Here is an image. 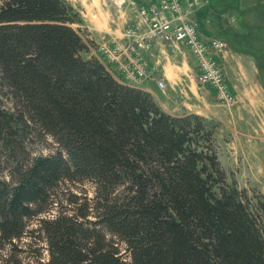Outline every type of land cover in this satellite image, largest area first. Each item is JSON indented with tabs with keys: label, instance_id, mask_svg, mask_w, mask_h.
<instances>
[{
	"label": "trees",
	"instance_id": "1",
	"mask_svg": "<svg viewBox=\"0 0 264 264\" xmlns=\"http://www.w3.org/2000/svg\"><path fill=\"white\" fill-rule=\"evenodd\" d=\"M79 23L0 0V264H264V196L226 181L208 121L83 57Z\"/></svg>",
	"mask_w": 264,
	"mask_h": 264
},
{
	"label": "rangeland",
	"instance_id": "2",
	"mask_svg": "<svg viewBox=\"0 0 264 264\" xmlns=\"http://www.w3.org/2000/svg\"><path fill=\"white\" fill-rule=\"evenodd\" d=\"M66 1L81 15L74 27L88 47L83 57H96L118 81L149 93L168 115L204 117L226 181L264 196V0H170L168 10L162 0ZM152 6L165 19L194 26L225 93L201 81V66L187 46L145 30L140 11ZM135 66L144 72L138 81L127 77ZM30 150L50 152L37 143Z\"/></svg>",
	"mask_w": 264,
	"mask_h": 264
},
{
	"label": "built area",
	"instance_id": "3",
	"mask_svg": "<svg viewBox=\"0 0 264 264\" xmlns=\"http://www.w3.org/2000/svg\"><path fill=\"white\" fill-rule=\"evenodd\" d=\"M162 4L165 6L166 10H168L171 2L170 0H162ZM155 11L156 8L154 6L150 9H143L140 11V22L141 25L145 26V30H149L151 35L159 37L165 43L187 46L201 66V81H203L204 84L211 83L220 93H225V84L222 81L219 67L210 59L206 58L207 52L205 45L201 39H199L194 26L183 19L182 22L174 23L173 18L165 19L156 14ZM151 13H153V15H151ZM142 17L143 21H141ZM212 46L215 50L221 51L223 45L222 43L212 42ZM112 74L116 76L114 73ZM127 77L135 81L143 79L144 72L142 67L135 66L130 73H127ZM130 83L132 84L135 82ZM158 86L163 87L164 83L158 81Z\"/></svg>",
	"mask_w": 264,
	"mask_h": 264
},
{
	"label": "crops",
	"instance_id": "4",
	"mask_svg": "<svg viewBox=\"0 0 264 264\" xmlns=\"http://www.w3.org/2000/svg\"><path fill=\"white\" fill-rule=\"evenodd\" d=\"M141 88H143V87H141ZM146 90H148V89H146ZM148 91H150V90H148Z\"/></svg>",
	"mask_w": 264,
	"mask_h": 264
}]
</instances>
